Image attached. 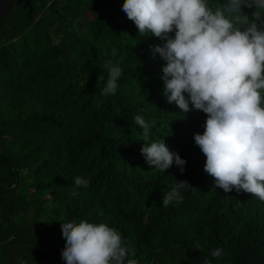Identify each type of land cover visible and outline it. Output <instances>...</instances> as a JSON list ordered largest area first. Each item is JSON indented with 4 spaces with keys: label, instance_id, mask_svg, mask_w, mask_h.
Instances as JSON below:
<instances>
[{
    "label": "trees",
    "instance_id": "trees-1",
    "mask_svg": "<svg viewBox=\"0 0 264 264\" xmlns=\"http://www.w3.org/2000/svg\"><path fill=\"white\" fill-rule=\"evenodd\" d=\"M123 2L11 0L0 18V264H65L60 222L81 219L118 230L138 264H204L217 247L213 264H264V202L215 187L193 140L206 114L167 103L165 62L150 51L163 41L138 37ZM106 59L123 75L101 96ZM138 114L183 173L146 163ZM174 178L193 188L165 208Z\"/></svg>",
    "mask_w": 264,
    "mask_h": 264
},
{
    "label": "clouds",
    "instance_id": "clouds-1",
    "mask_svg": "<svg viewBox=\"0 0 264 264\" xmlns=\"http://www.w3.org/2000/svg\"><path fill=\"white\" fill-rule=\"evenodd\" d=\"M121 9L138 37L151 34L163 41L150 45V51L165 62L160 79L167 103L184 116L193 110L206 114L204 131L193 133V140L215 187L225 193L243 190L264 202V0H124ZM103 69L107 79L100 95H114L123 69L111 59ZM133 120L142 130L140 152L146 163L160 172L175 165L183 173L186 160L163 137L150 142L156 121L139 114ZM175 180L163 194L165 208L182 203L183 192L193 188ZM88 184L82 176L74 178L76 187ZM60 228L65 264H138L128 258L130 244L107 223L81 219L60 222ZM223 254L219 247L210 253L216 260Z\"/></svg>",
    "mask_w": 264,
    "mask_h": 264
},
{
    "label": "water",
    "instance_id": "water-1",
    "mask_svg": "<svg viewBox=\"0 0 264 264\" xmlns=\"http://www.w3.org/2000/svg\"><path fill=\"white\" fill-rule=\"evenodd\" d=\"M10 3L11 0H0V18L8 11Z\"/></svg>",
    "mask_w": 264,
    "mask_h": 264
}]
</instances>
